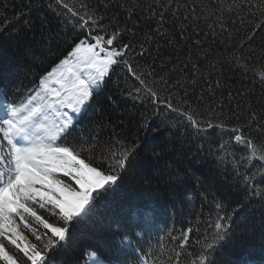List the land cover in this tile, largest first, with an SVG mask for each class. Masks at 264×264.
Here are the masks:
<instances>
[{"label": "snow or ice", "instance_id": "1", "mask_svg": "<svg viewBox=\"0 0 264 264\" xmlns=\"http://www.w3.org/2000/svg\"><path fill=\"white\" fill-rule=\"evenodd\" d=\"M55 3L57 7L53 12L60 25L75 33L67 50L56 55L53 46L59 45L55 38L46 37L47 43L42 44L46 51L32 52L34 58L41 60L48 55L56 57L34 86H26L12 75L0 76V264H56V254L73 231L87 226L102 203L107 202L129 176L139 177L141 185L151 186L157 179L155 171H167L172 194H179L182 202L184 197H190L188 182L203 183L206 178L193 169L159 168L165 153L171 150L169 141L160 140L165 130L180 140L187 138L189 129L194 136L211 134L213 130L230 132L233 135L229 140L247 150V155L237 163L259 159L264 166V116L250 110L243 125L232 124L230 118L218 117L217 109L222 112V104L210 105L205 113L189 102L188 92L194 91L197 78L205 80L198 63L192 64L184 81L166 78L154 67L150 71L140 70L135 58L152 55L147 38L135 43L125 42V34L135 36L136 30L112 24L110 18L106 19L100 9L91 7L87 0H80L79 5L69 0H55ZM173 3L174 0L167 3L162 0L160 7L171 8ZM118 6L124 7L123 4ZM238 8L249 13L248 23L254 24L253 27L245 31L229 17L221 20L219 30L210 25V35L226 50L239 49L238 53L233 51V60L245 58L248 50L245 62L250 63L253 78L264 86V57L256 61L253 50L258 32L264 31V0H247L246 6ZM148 11L151 17H159L157 28L152 31L160 33L165 13L158 10L155 3L148 6ZM191 11H195V5ZM172 14L180 15L178 8L172 9ZM17 19L18 16L0 19V36L9 35ZM238 19L243 25L244 18L238 16ZM106 22L111 30L105 27ZM208 35L206 33L205 38ZM194 43L198 49L202 48L200 39ZM182 67L187 69L188 65ZM118 70L126 74L125 83L132 82L121 92L123 100H130L133 106L136 103L151 105L157 114H169L168 123L150 124L147 116L139 121V129L144 130L142 142L138 137L116 133L113 127L116 119L103 107L114 102L110 97L101 98L100 93ZM205 87L215 101L210 79ZM219 87L220 81L216 80L215 88ZM198 99L203 101V92ZM93 104L97 105V111L89 119ZM235 108L241 105L237 103ZM106 128L112 129L107 139L104 138ZM245 129L260 134L259 139ZM226 150L225 143H218L212 155L222 160L221 153ZM236 175L243 199L229 200L220 185L205 190L204 199L212 204L210 218L206 221L212 238L206 240L200 252H189L186 246L192 228L183 230L179 250L175 253L177 264H181L182 255L195 256L191 264H222L218 259L220 252L254 235L249 231L246 218L239 227L236 221L247 212L250 189L251 194L262 201L264 194L253 188L255 175L241 174L238 168ZM155 222L156 216L151 210L130 209L122 229L107 239L106 250H91L96 258L94 264H127L128 251H137L133 243L139 245ZM260 234L264 238V221ZM139 251L145 257L143 260L137 257L139 264H154V259L142 248Z\"/></svg>", "mask_w": 264, "mask_h": 264}, {"label": "trees", "instance_id": "2", "mask_svg": "<svg viewBox=\"0 0 264 264\" xmlns=\"http://www.w3.org/2000/svg\"><path fill=\"white\" fill-rule=\"evenodd\" d=\"M70 3L79 5L80 0H69ZM162 0H87L93 8H99L106 19H111L112 24L121 28L127 26L134 28L136 35L126 33L125 42L148 39L152 55L136 57L140 70L150 71L153 67L156 72L163 73L166 78L173 80H187L192 64H199V71L205 80H199L194 91L188 92V100L198 110L207 113L208 107H216L217 103L223 105V111L217 109V115L225 120L230 118L232 124L243 125L250 110L264 116V86H261L253 78L250 63L246 64L245 58L233 60V51L226 50L222 43H217L210 35L212 28L219 30L221 20L229 17L236 20V26L243 27L246 31L254 24L248 23L249 13L240 11L239 5H245L247 0H174L171 8H161ZM167 3V0H163ZM165 13V20L160 33L152 31L157 28L159 17H151L148 6L153 5ZM123 4L124 7L118 5ZM195 11L192 12V6ZM55 0H0V19L18 16L16 26L10 27L9 35L0 36V76L12 75L22 80L26 86H34V82L44 70L55 60L54 55H48L46 59L34 58L32 52L46 51L42 44L47 43L46 37L55 38L59 47H54L56 55L64 53L75 33L63 28L59 18L53 12L56 8ZM179 10L180 15H173L172 9ZM232 9H236L235 12ZM22 14V15H21ZM184 16H192L185 20ZM239 17L244 18L241 25ZM31 25V27H29ZM70 27V26H69ZM105 27L111 30L106 22ZM183 31V35L181 34ZM209 33L207 38L205 34ZM235 35V33H234ZM200 39L202 48L198 49L194 41ZM253 50L256 53L255 60L264 57V31H259ZM207 53V56H205ZM187 64L185 69L182 65ZM175 66V67H174ZM210 74V76H209ZM126 74L123 71L113 76L102 92L101 98L110 97L113 103L104 104L105 111L110 113L116 124L113 125L116 133L138 137L141 142L144 130L139 129V121L147 116L150 124L159 125L168 123L169 114H157L152 106L136 103L133 106L130 100H123L121 92L129 87L132 82L125 83ZM210 79L214 87L215 101L210 98V93L205 83ZM220 81V87L215 88V81ZM120 87H117V84ZM203 92V101L198 97ZM231 93L232 95H229ZM242 93V94H238ZM177 100L180 96L176 97ZM239 103L241 108H235ZM97 111V105L89 109V119L93 118ZM112 129H105V139L111 134ZM180 140L173 138L165 130L161 141H169L171 150L165 153V159L159 163L160 169L177 170L193 169L202 178L203 183L189 181L187 187L190 197H184L183 202L179 194H172V189L167 183V171H155L157 179L151 186L141 185L139 177H127L121 187L102 203L98 214L94 216L85 227L73 231L70 239L55 256L56 264H88L96 258L91 254L92 249L106 250L107 239L116 235L122 229L130 209H149L155 213L156 222L151 230L140 241L139 245L133 243L136 252L127 253V264H139L137 257L143 260L139 249L154 259V264H177L176 251L178 243L183 237V230L192 228L189 244L186 246L189 252H200L206 240H211V229L206 221L210 218V200L204 199V191L210 186L220 185L228 193V199H243L240 195L242 189L237 185L241 174L255 175L253 188L256 192L264 194V166L259 159L251 163L241 161L242 156L247 155V150L236 145L229 138L230 132L220 133L213 130L211 134L191 135ZM251 136L259 139L260 134L245 129ZM151 139V134L149 133ZM160 143V141H157ZM218 143H225L227 150L222 152L223 159L212 155ZM247 212L244 217L236 221V226L245 222L250 225V233H254L242 244L228 247L218 254L222 264H264V238L260 234L261 222L264 221V201L259 196H253L249 190L247 200ZM214 219V214L211 216ZM54 219V218H50ZM171 257V259H169ZM195 256L182 255L181 264H191Z\"/></svg>", "mask_w": 264, "mask_h": 264}, {"label": "rangeland", "instance_id": "3", "mask_svg": "<svg viewBox=\"0 0 264 264\" xmlns=\"http://www.w3.org/2000/svg\"><path fill=\"white\" fill-rule=\"evenodd\" d=\"M88 264H91V260L90 259L88 260Z\"/></svg>", "mask_w": 264, "mask_h": 264}]
</instances>
